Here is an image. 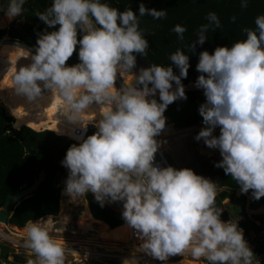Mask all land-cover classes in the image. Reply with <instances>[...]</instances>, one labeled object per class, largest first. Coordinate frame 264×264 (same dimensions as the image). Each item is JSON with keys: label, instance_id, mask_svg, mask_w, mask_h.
Returning a JSON list of instances; mask_svg holds the SVG:
<instances>
[{"label": "clouds", "instance_id": "clouds-1", "mask_svg": "<svg viewBox=\"0 0 264 264\" xmlns=\"http://www.w3.org/2000/svg\"><path fill=\"white\" fill-rule=\"evenodd\" d=\"M24 4L8 0L3 12L12 20L23 13ZM241 7H247L246 0ZM145 15L160 19L166 11L143 3L134 12L102 0H52L45 12L36 14L52 30L38 35L34 51L15 41L14 51L22 49L21 57L31 63L16 68L12 89L29 102H39L45 91L51 98L59 96L60 115L85 129L86 115L99 116L91 122L97 130L72 144L61 161L68 170L63 193L72 201L92 193L100 207L123 202L121 215L135 230L138 252L160 261L187 253L204 264H253L243 229L221 219L217 184L191 168L154 163L166 109L187 99L182 80L190 62L186 51L177 49L168 66L152 63L133 71L137 55L145 56L149 48L139 29L138 17ZM206 20L187 52L207 41L210 27L220 26L215 12ZM254 23L255 29H244L245 39L199 53L196 71L201 74L194 87L205 97L198 108L204 127L194 139L218 149L222 159L214 166L230 175L241 193L251 190L259 200L264 197V15ZM172 31L182 40L186 29L177 24ZM74 52L79 63L68 65ZM118 75L123 79L119 88ZM217 128L219 135H214ZM24 232L36 264H64V246L41 219L29 221Z\"/></svg>", "mask_w": 264, "mask_h": 264}, {"label": "trees", "instance_id": "trees-1", "mask_svg": "<svg viewBox=\"0 0 264 264\" xmlns=\"http://www.w3.org/2000/svg\"><path fill=\"white\" fill-rule=\"evenodd\" d=\"M51 2L52 0H25L23 13L18 16L20 26L12 24L8 29H0V42L8 35L14 41H19L34 50L38 35L45 30H52L46 29V26L36 16L37 13L45 12ZM102 2L120 11L131 8L134 12H138L141 3L146 8L166 11V15L160 19H154L148 15L138 17L139 29L149 41V48L145 56L137 55V57L157 65L168 66L171 63L169 57L172 53L177 49L186 51L189 55L190 67L187 78L182 80L185 86L192 81L195 82L201 74L196 71L201 51L207 50L212 53L218 46H231L232 43L245 39L244 29H255V18L264 15V0H246L247 7H241L242 0H102ZM7 4L8 0H0L1 14H4L3 11L7 8ZM210 12L216 13L220 26L210 27L205 33L207 41L203 45L197 44L194 53L187 52V46L197 38L200 26L208 23L206 17ZM177 24L186 29L182 40L178 38L177 33L172 31ZM66 63L69 65L79 63L77 53L74 52ZM173 68L178 74V69L175 66ZM0 72L2 73V87L6 92L7 88L13 87V73L15 72L13 64L7 58L0 57ZM12 91L5 95L7 102L0 91V100L6 103L5 105L11 109V114L15 117L14 121V117L0 104V207L12 191L31 185L42 171L45 172V180L37 191L22 200L8 220L9 224L22 228L31 220L58 214L64 187L63 181L68 175V170L62 166L61 161L67 149L79 142L54 132L55 120L42 99L39 102H29L25 97L12 94ZM185 91L187 99L173 102L164 113L179 129L203 125L202 117L198 113L199 106L205 102L203 90L185 89ZM16 124L20 129L13 127ZM96 130L94 126L91 127L88 135ZM188 137L189 134H185L179 139L187 138L188 140ZM221 159L217 155L203 159L199 158L196 153L192 161L182 168H191L196 174L211 181L217 177L220 183L228 186L232 192L240 190V186L230 175H225L222 168L214 166ZM248 194H251V190L243 193L242 199L239 200L243 212ZM227 196H229V191H222L215 199L216 207H220L222 200ZM86 200L95 218L104 221L112 228L126 224L121 211H115L108 205L100 207L92 193L87 194ZM258 203L264 204V197L260 198ZM256 218L264 221V216L256 215ZM243 224L248 229L257 231L261 229L253 219L247 218ZM0 249L2 261L12 264L28 262L22 254H13V260H9L8 248L1 242ZM260 249H264V246ZM112 264H122V262ZM148 264H197V262L190 259H167L160 263Z\"/></svg>", "mask_w": 264, "mask_h": 264}, {"label": "rangeland", "instance_id": "rangeland-1", "mask_svg": "<svg viewBox=\"0 0 264 264\" xmlns=\"http://www.w3.org/2000/svg\"><path fill=\"white\" fill-rule=\"evenodd\" d=\"M0 15L2 14L0 13ZM12 24H15L16 26H20L21 22L20 20H18V17H16L12 19L7 24L6 27L0 29H6V28L8 29ZM13 41H14L13 39H11L8 35H6L1 42L6 43ZM1 77H2V73L0 72V91L1 93H3L4 99L6 101L5 95L9 94L8 92H11L12 88H7L6 92H4V88L2 87ZM185 89H197V88L194 87V82L192 81L186 85ZM12 94H16L14 90L12 91ZM0 104L7 109L10 115H12L11 109L5 105L6 103H3L0 100ZM21 115L24 118H26L22 113ZM199 131L200 130H196V131L186 130L183 132H178L183 134L170 133L172 136L169 137L166 143L167 146H165L166 150L164 151V156L171 166L177 169H181L183 165H185L189 160L194 158L195 154L197 153L196 151L197 141L193 140V137H195ZM185 134H189L188 140L187 138L179 139V137ZM213 134L219 135V130L216 129ZM204 155L207 156L217 155L218 157L222 158L219 152H216L215 149H210V148H207V151L206 153L203 154V156ZM90 211L91 210L89 208L88 201L86 200V198H80V200L78 201L75 200L72 201L62 191L58 214L48 215L46 217L40 218L42 223L46 222L45 224L49 230L50 235H52L56 240H58L66 250H70V251H65L64 264H112L113 262H122L126 258L132 259L133 257L135 258V260H133L131 264L152 263L149 261L147 262V260H145V262L142 263L140 261L141 258L135 257V255H138L140 257L143 254L144 255L147 254L143 252H136V253L131 252L132 247L137 248V245L140 243L139 239H134L133 237L130 240L128 238L126 239L117 238L115 235L117 234V232L119 233L120 230L118 231L117 227L112 228L104 221L95 218L92 212L91 214L89 213ZM95 219L99 221H96ZM7 225L11 227L15 226L9 223H7ZM0 228L4 231L8 230L6 228V224L4 225V223L1 222H0ZM23 228H25V226L20 229ZM16 240L17 242H13L0 235V242L3 243L8 248L9 251L8 259L12 261L14 258L13 254H22L28 260V262L25 264H29V261H32L33 264H35L36 263L35 254L32 253L31 250L25 247L24 244L25 235L21 236V238L16 237ZM68 243H70L71 246L68 245ZM86 247L89 249L88 250L89 253L85 254V256L82 253H79L78 256L74 255L73 250H81ZM99 253L105 254L106 256L99 257L98 256ZM110 254H115L118 257L112 259L111 257H108V255ZM182 259H188V258H182ZM190 260H195L199 264H203L204 262L193 258ZM8 264H12V263L8 262Z\"/></svg>", "mask_w": 264, "mask_h": 264}, {"label": "built area", "instance_id": "built-area-1", "mask_svg": "<svg viewBox=\"0 0 264 264\" xmlns=\"http://www.w3.org/2000/svg\"><path fill=\"white\" fill-rule=\"evenodd\" d=\"M13 42H15V41H13ZM122 84H123V79L121 77H119V75H118L117 81H116V87L119 88L122 86ZM157 96H158V93H157ZM157 96H156V98H157ZM87 124H88V126L86 129L83 127H76V129L74 131L75 137H71V136H68V137L70 139L76 141V142H80L82 139L86 138L88 136L90 128L93 127V125H91V123H87ZM178 129L179 128H176L173 122H171L168 118L166 119V127L162 131V133L157 137V139L159 141H161L162 146L160 145V148L158 149V152L156 154V159L154 162L155 164H157L161 167L171 166L164 156V151L166 150V148L164 146V144H165L164 142H167L169 137H171L172 135L171 134L166 135L165 132L175 131ZM44 130H47V129H44ZM207 148L208 147L205 146L203 140L197 141L196 151H197L198 155H203L204 153H206ZM213 182L217 184V195H216V197H218L219 194L223 191L224 186L220 183V180L218 178L213 179ZM106 205H108L110 208H112L115 211H121V212L123 211V202L117 201V202L106 204ZM218 208L222 209V213H221V219L222 220H224V221H230L231 220V222H233V223L238 222L239 227L242 228L244 231L245 240L247 241L249 247L252 249V251L254 253L253 264H262L264 261V249H260V247L264 246V244L261 245L260 243H264V222H262L260 220H254L258 226H261V229L259 231H257L256 229H250V228L248 229L243 224V222L247 220V217H245V215H234L231 212H229L224 206H220ZM245 210H247L246 212H250V210L248 208H245ZM132 236L134 239H138V237L135 234V230H133ZM65 251H70V250L65 249ZM0 256H1V249H0ZM98 256L102 257V256H106V255L99 253ZM108 257L115 259L118 256H116L115 254H110V255H108ZM135 257L141 258L140 259L141 262L145 261V259H146V256L144 254L140 257L138 255H135ZM150 257L151 258H149V259H151L152 261H154L156 263H160V260L155 259L152 256H150ZM184 257L190 258V259L193 258L190 254L185 253V254H183V256L181 254L171 255V256H169L168 259L169 260H178V259H182ZM201 261H203V260H201ZM0 264H8V262L2 261L0 258Z\"/></svg>", "mask_w": 264, "mask_h": 264}, {"label": "bare ground", "instance_id": "bare-ground-1", "mask_svg": "<svg viewBox=\"0 0 264 264\" xmlns=\"http://www.w3.org/2000/svg\"><path fill=\"white\" fill-rule=\"evenodd\" d=\"M10 21L11 20H9L6 17L5 14L0 15V28L6 27L7 24ZM14 45H15L14 42L0 43V57L7 58L8 61H10L13 64V68L16 71V68L19 69L20 66H24V65H27V64L31 63V60H30V58L21 57L22 56V49L18 48V49H16L14 51V47H13ZM24 47L28 48L25 45H24ZM50 98H51V93L49 91H45L44 98L42 100L48 106L49 112L52 114V116H53V118L55 120V122H54V131L57 134H59V135H67V136L75 137L74 131H75L76 127H82V126H80L79 124L69 123L66 120V118H64V117H62L60 115L62 100H61V98L59 96H53L51 99ZM94 107H96L98 109V106L94 105ZM102 110L103 109H101V111ZM94 119H99V116L97 115V117H95L92 114L86 115L85 116V123L93 121ZM170 133L183 134V133H178V130L165 132L166 135L170 134ZM164 143H165L164 146H167L166 145L167 142H164ZM161 146H162V144H161ZM89 213L91 214V212H89ZM89 217H90V215H89ZM37 220H40V219H36V220H33V221H37ZM95 220L99 221L97 219H95ZM6 228L8 229V230H6L8 232H6V231H4V230H2L0 228V235L2 237L6 238V239H9L10 241L17 242L16 237H20L21 238V236L25 235L24 228L20 229L17 226H12L11 227L9 225H6ZM117 228H118V231L120 230V232L119 233L117 232V234L115 235L117 238H120V239L128 238L130 240L133 237L132 236V232H133L134 229L128 227L127 224L121 225V226H119ZM68 245L71 246L70 243H68ZM88 250L89 249L86 247V248L81 249V250H73V252H74V255H76V256H78L79 253H82L85 256V254L89 253ZM131 252L136 253L138 251L136 250V248L132 247V251ZM145 256H146L145 260H147L149 262H154L151 259H149V258H151L150 255H145ZM184 258H186V257H184ZM143 262H145V261H143ZM197 264H199V263L197 262Z\"/></svg>", "mask_w": 264, "mask_h": 264}, {"label": "water", "instance_id": "water-1", "mask_svg": "<svg viewBox=\"0 0 264 264\" xmlns=\"http://www.w3.org/2000/svg\"><path fill=\"white\" fill-rule=\"evenodd\" d=\"M136 59H137V64H136V67L133 69V71L136 72V73H138V71H139V69L141 67L147 68V67H149L152 64L149 60L142 59L140 57H136ZM133 83H134V81H133ZM14 121H15V117H14ZM13 124H14V122H13ZM202 127H204V125H193V126L186 127V128H180V129H178V132H183V131H186V130H193V131L201 130ZM18 129H20V128H18ZM215 151L219 152L218 149H215ZM208 157H210V156L199 155V158H203V159H206ZM44 180H45V172L42 171L39 174L38 178L31 185L25 186V187H22V188H18L16 190L12 191L8 195V197L5 200L3 206L0 207V222L7 225L9 218L14 213L15 207L22 200H24V199L30 197L31 195H33L35 193V191H37L38 187L42 184V182ZM65 181H66V179H64V181H63L64 185H65ZM89 208H90V206H89ZM260 244L263 245L264 243H260ZM203 264H204V262H203Z\"/></svg>", "mask_w": 264, "mask_h": 264}, {"label": "crops", "instance_id": "crops-1", "mask_svg": "<svg viewBox=\"0 0 264 264\" xmlns=\"http://www.w3.org/2000/svg\"><path fill=\"white\" fill-rule=\"evenodd\" d=\"M192 159L189 160L186 164L191 162ZM224 190L229 191V196H227L226 198L222 200L221 206H224L232 214L245 215V217L249 219H253V220H260L259 218L255 219L256 215H258L259 217L264 216V204H260L258 203V200H254L251 194H248L247 199H246V204H245V208H248L250 212H246L247 210L245 209H244L245 211L243 212L242 208L240 207V202H239V200L242 199L243 193H241L240 190H235V192H232V190L228 186H224L223 191Z\"/></svg>", "mask_w": 264, "mask_h": 264}, {"label": "flooded vegetation", "instance_id": "flooded-vegetation-1", "mask_svg": "<svg viewBox=\"0 0 264 264\" xmlns=\"http://www.w3.org/2000/svg\"><path fill=\"white\" fill-rule=\"evenodd\" d=\"M0 43H2V42H0ZM193 140H195L194 137H193Z\"/></svg>", "mask_w": 264, "mask_h": 264}]
</instances>
